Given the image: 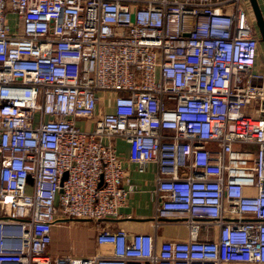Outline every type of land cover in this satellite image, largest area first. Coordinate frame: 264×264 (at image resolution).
I'll use <instances>...</instances> for the list:
<instances>
[{
	"label": "built area",
	"instance_id": "obj_1",
	"mask_svg": "<svg viewBox=\"0 0 264 264\" xmlns=\"http://www.w3.org/2000/svg\"><path fill=\"white\" fill-rule=\"evenodd\" d=\"M259 42L249 0H0V264H264ZM117 138L187 237L102 229L108 252L52 258L58 221L135 190Z\"/></svg>",
	"mask_w": 264,
	"mask_h": 264
},
{
	"label": "crops",
	"instance_id": "obj_2",
	"mask_svg": "<svg viewBox=\"0 0 264 264\" xmlns=\"http://www.w3.org/2000/svg\"><path fill=\"white\" fill-rule=\"evenodd\" d=\"M261 19L264 23V0H256ZM251 6V5H250ZM259 42V54L255 64L254 72L264 73V50L261 49ZM263 82L259 79H253V83ZM246 110L253 115H257L256 103L246 107ZM81 123V121H80ZM82 124V123H81ZM115 144L119 153L122 155V164L128 173L131 181L135 185V190L127 194L124 202L118 207V214L113 217H107L100 220L77 219L70 220L68 223H56L52 231V240L49 243L50 253H58V244L76 248L82 256H89L95 253H105L109 251V245L97 244L95 237L102 229L114 230L123 228L128 234L135 232L153 233L155 241L163 239H185L188 235L187 226L181 220L155 218V206L157 199L154 195L156 165L151 162L143 169L126 159L127 143L122 138L115 139ZM155 225V223H157ZM216 230L208 233L200 231L199 237H214ZM65 249V248H64ZM81 251V252H80ZM67 254V253H65ZM69 255V254H67ZM222 264H261L257 262H225Z\"/></svg>",
	"mask_w": 264,
	"mask_h": 264
},
{
	"label": "rangeland",
	"instance_id": "obj_3",
	"mask_svg": "<svg viewBox=\"0 0 264 264\" xmlns=\"http://www.w3.org/2000/svg\"><path fill=\"white\" fill-rule=\"evenodd\" d=\"M261 49L264 50V43L261 42ZM239 148L241 150H251V151H254L256 152L257 150V145L256 144H250V143H246V144H242L239 146ZM70 220H77V219H65V220H60L58 222H61V223H68ZM65 246L63 243H60L58 244V253H49L51 254L52 258L55 257V256H58V255H61V254H69L71 256H82V255H77L79 254V251H76V248H74V250L72 248H68V247H63ZM65 248V249H64ZM48 249H49V246H48ZM81 252V251H80Z\"/></svg>",
	"mask_w": 264,
	"mask_h": 264
},
{
	"label": "water",
	"instance_id": "obj_4",
	"mask_svg": "<svg viewBox=\"0 0 264 264\" xmlns=\"http://www.w3.org/2000/svg\"><path fill=\"white\" fill-rule=\"evenodd\" d=\"M250 5H251V9L253 11L254 14V18H255V23L259 32V38L260 41H262L264 43V23L261 19V15L259 12V8L257 5L256 0H249ZM63 177H65V174L63 175Z\"/></svg>",
	"mask_w": 264,
	"mask_h": 264
}]
</instances>
